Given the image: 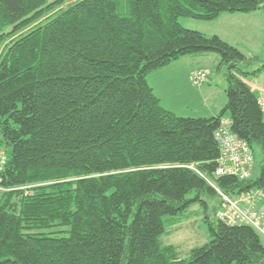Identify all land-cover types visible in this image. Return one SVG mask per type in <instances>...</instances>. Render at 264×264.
I'll return each mask as SVG.
<instances>
[{
	"label": "trees",
	"instance_id": "trees-1",
	"mask_svg": "<svg viewBox=\"0 0 264 264\" xmlns=\"http://www.w3.org/2000/svg\"><path fill=\"white\" fill-rule=\"evenodd\" d=\"M66 4L0 0V264H264L260 235L216 213L211 223L203 200L219 199L209 182L234 198L264 194V112L250 85L264 62L245 73L256 57L179 23L256 13L264 0ZM212 54L226 69L225 108L164 109L148 76ZM223 122L260 155L257 178H214ZM196 203L209 241L182 259L165 240Z\"/></svg>",
	"mask_w": 264,
	"mask_h": 264
},
{
	"label": "rangeland",
	"instance_id": "rangeland-1",
	"mask_svg": "<svg viewBox=\"0 0 264 264\" xmlns=\"http://www.w3.org/2000/svg\"><path fill=\"white\" fill-rule=\"evenodd\" d=\"M65 1L69 4L75 0ZM239 18L223 23L222 21L201 22L190 18H180L179 23L185 29L199 31L206 36L218 35L221 40L238 48L246 57H256L258 59L257 63H245L241 65L243 72L251 73L264 62V10L258 11L255 14L239 15ZM201 58L205 59L204 63H202V65H205L203 71L209 77L204 83L206 86H212L214 96L218 97L220 96L222 87L226 85V69H218L219 57L216 54L201 56ZM212 58L218 59V61L214 62ZM250 82L258 87H264V76L258 75L257 77H253ZM194 115H196L194 117H197L198 114L195 113ZM224 120L229 122L228 116ZM2 148L5 150L4 147ZM260 161V155L255 153L252 179L260 175ZM203 200L207 205V216L210 222L215 223L217 221L215 213L220 206L219 199L203 197ZM193 205L189 217L178 226L169 239L165 240L164 238L166 245H175L178 248L179 256L182 259L187 258L193 248L202 246L209 241L210 232L208 226L203 222L204 217L200 210V204L196 203ZM260 239L264 246V238L260 236Z\"/></svg>",
	"mask_w": 264,
	"mask_h": 264
},
{
	"label": "built area",
	"instance_id": "built-area-1",
	"mask_svg": "<svg viewBox=\"0 0 264 264\" xmlns=\"http://www.w3.org/2000/svg\"><path fill=\"white\" fill-rule=\"evenodd\" d=\"M191 80L194 85H200L205 82L206 75L194 73ZM257 99L264 112V98L257 97ZM215 139L220 147V157L214 178L222 176H233L240 180L250 178L253 171L254 155L247 143L235 137L225 122L215 132ZM6 162V152L0 145V174L5 168ZM208 184L220 199V206L216 212L217 219L229 225L250 226L264 238V194L261 191H252L234 198L224 194L213 183L209 182Z\"/></svg>",
	"mask_w": 264,
	"mask_h": 264
},
{
	"label": "crops",
	"instance_id": "crops-1",
	"mask_svg": "<svg viewBox=\"0 0 264 264\" xmlns=\"http://www.w3.org/2000/svg\"><path fill=\"white\" fill-rule=\"evenodd\" d=\"M239 15L241 14H224L214 21H222L223 23L233 19H240ZM212 59L214 62L218 61V59ZM204 61L205 59L201 58V56L185 57L148 76V84L164 109L179 117L197 118L216 116L225 108L226 85L222 87L220 96L215 97L212 92V86H206L205 83L195 86L190 81L194 72L203 71L205 65H202V63ZM259 76L262 77L264 75L261 74ZM250 85L256 97L264 98V87H258L251 82ZM195 113L198 114L197 117H194L196 116L194 115Z\"/></svg>",
	"mask_w": 264,
	"mask_h": 264
}]
</instances>
